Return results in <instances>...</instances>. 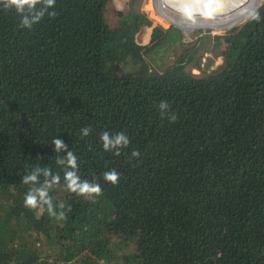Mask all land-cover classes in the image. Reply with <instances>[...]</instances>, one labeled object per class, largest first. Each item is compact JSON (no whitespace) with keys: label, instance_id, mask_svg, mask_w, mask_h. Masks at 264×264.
I'll return each mask as SVG.
<instances>
[{"label":"trees","instance_id":"obj_1","mask_svg":"<svg viewBox=\"0 0 264 264\" xmlns=\"http://www.w3.org/2000/svg\"><path fill=\"white\" fill-rule=\"evenodd\" d=\"M127 1L56 0L31 28L0 6V264H264V0L170 62L150 55L176 26ZM205 52L221 61L193 72ZM105 131L128 137L119 155ZM56 137L101 196L65 190ZM37 167L61 176L49 196L65 219L24 206ZM113 169L116 185L103 179Z\"/></svg>","mask_w":264,"mask_h":264},{"label":"clouds","instance_id":"obj_2","mask_svg":"<svg viewBox=\"0 0 264 264\" xmlns=\"http://www.w3.org/2000/svg\"><path fill=\"white\" fill-rule=\"evenodd\" d=\"M56 0H0V6L5 10L14 9L21 16V27H28L34 23H37L41 18L47 13L49 16H55V11L49 12V8L55 7ZM37 5L40 7L38 8ZM258 19L257 17H254ZM158 110L161 115L168 112L169 105L166 101H161L158 104ZM168 119L170 122L176 120L174 113L169 114ZM91 129L84 127L81 129V134L83 136L89 135ZM100 140L102 141V147L105 151H114L116 155L120 154V149L127 147L129 144L128 137L120 132L115 135H111L109 132L105 131L100 134ZM53 151L57 154L63 153V155H58L56 159V164L63 166V181L64 188L70 193H75L78 196H84L85 198L95 199L101 196L102 188L99 183L90 182L87 180H82L78 175V164L76 155L69 150L68 145L60 138L56 137L52 141ZM133 157L139 156V152L133 150ZM43 177V181H40V177ZM103 179L113 185L118 184L120 179V174L113 170H109L103 173ZM61 176L59 174H54L48 168H34L31 172L22 177V182L24 184L32 185L24 197V206L29 209L37 210L38 216L46 210L49 215L57 216L58 219H65L64 211L58 214L53 210L52 199L49 196V190L54 186L60 184ZM39 185V186H36ZM65 205L63 203L59 204L60 209H64ZM70 210V209H69Z\"/></svg>","mask_w":264,"mask_h":264},{"label":"rangeland","instance_id":"obj_3","mask_svg":"<svg viewBox=\"0 0 264 264\" xmlns=\"http://www.w3.org/2000/svg\"><path fill=\"white\" fill-rule=\"evenodd\" d=\"M113 1H114L115 7H121L123 10H126L129 7V5L127 3L128 2L127 0H113ZM156 2H157V0H141L140 3L138 4V7L141 9V11H144L147 14V16L152 20V23L153 24L161 25L164 28L170 27L173 24H171L170 22H167V21H164L163 22V21H160V20L155 19L152 16V14H150V12L148 11V9H154V10H156L160 14L167 15V13L164 12L163 10H161L160 7L155 6L156 5ZM258 2H259V0H252V1L249 0L248 1V4L247 5L243 4L242 7L239 10H237L236 14H234L233 16H231L227 20H223V24H212V21L211 22L210 21H207L208 23H201V24L200 23L199 24L196 23L195 24V27H201V28H196V29L194 28V29H192V26H190L189 24H188V27L187 28H184V26L181 25V23L179 21H176L177 25L181 26L183 29H180V28L175 27L176 30H173L171 32V34L174 35V36H177L178 38L175 41L174 40L173 41L172 40H169L167 43H170L171 42L170 43V46L172 47V50L176 49L175 51H181V49L179 50L180 43L181 42L186 43V46H187V45H189L190 42L194 41L196 37H198L199 35L203 34L204 32H209L210 34H221V33H224L227 28H224L222 30H217V26L224 25V24H231L233 22L238 21L244 14H246V10L247 9L254 7L256 4H258ZM241 12H243V13L240 14L235 20H233L231 22H228V21L232 20L236 15H238ZM173 19H175V18H173ZM191 20H194V18H187V21H191ZM244 20L245 19L239 21L238 23H240V22H242ZM150 29H151V27H149L147 29V31H149ZM178 31H180V32H178ZM143 35H144L143 33H140L139 34V38L141 40H143V38H144ZM206 36H208V34H206L204 37H206ZM167 43H166V45H167ZM166 45L162 49H165L166 48ZM174 47H176V48H174ZM206 53L207 52H205L202 55L203 57H201L200 59H198V60L193 59V60H190L189 63H187L188 66H189V68L193 72L199 73L203 69H205V70L207 69L208 70V69L214 67L216 64H218L221 61V58L220 57L215 56L214 59H213V61H211V62L208 63L207 62L208 58L205 57V54ZM172 54H173V52L172 53H169L166 56L167 57L166 59L169 60V62L171 60H173V58H174V56ZM208 55H210V54H208ZM208 55H207V57H209ZM163 59H164V57H163ZM197 62H199V65H197Z\"/></svg>","mask_w":264,"mask_h":264},{"label":"bare ground","instance_id":"obj_4","mask_svg":"<svg viewBox=\"0 0 264 264\" xmlns=\"http://www.w3.org/2000/svg\"><path fill=\"white\" fill-rule=\"evenodd\" d=\"M195 1V0H194ZM249 0H228L225 3V7H223V14L222 15H218V16H213L211 14H192L191 12H187L188 10L183 11H179L176 8L177 7H173V4L176 5H196L193 0H162V7L164 12H166L165 10H167V15L171 16L173 18H175L176 20H178L181 25L184 26V28L188 27V24L190 26H192L193 28L195 27L196 23H208L207 21H212V24H223V20H227L229 19L231 16H233L237 10H239L243 4L247 5ZM252 1V0H251ZM228 5H230V9L228 10L227 7ZM227 10V11H226ZM170 12V13H168ZM172 13H175L177 16H173ZM182 17V18H181ZM186 18H194V20L191 21H186ZM186 22H185V21ZM206 21V22H205ZM196 28V27H195Z\"/></svg>","mask_w":264,"mask_h":264},{"label":"water","instance_id":"obj_5","mask_svg":"<svg viewBox=\"0 0 264 264\" xmlns=\"http://www.w3.org/2000/svg\"><path fill=\"white\" fill-rule=\"evenodd\" d=\"M228 0H193V2L196 4V5H176L173 4V7H177L176 9L179 10V11H185V10H188L187 12H191L192 14H211L213 16H218V15H222L223 14V7H225V3L227 2ZM262 2V0H259L258 4H256L254 7L252 8H249L246 10V16H245V19L251 14V12ZM227 9L229 10L230 9V5H228ZM227 11V10H226ZM236 23L238 22H235L234 24H232L231 26L227 27L230 28L232 27L233 25H235ZM173 25H175L176 27L180 28V29H183L181 26L175 24V23H171ZM195 28V27H194ZM192 27V29H194ZM196 29V28H195ZM171 43V42H170ZM170 43H167L166 45V48L163 50V54L159 57L158 56V52L157 51L156 53H153L150 55V57H157L158 59H163V57H166L169 53H172L173 50H172V47L170 46ZM161 51V50H160Z\"/></svg>","mask_w":264,"mask_h":264},{"label":"flooded vegetation","instance_id":"obj_6","mask_svg":"<svg viewBox=\"0 0 264 264\" xmlns=\"http://www.w3.org/2000/svg\"><path fill=\"white\" fill-rule=\"evenodd\" d=\"M163 50H164V49H162L161 51H159V52L157 53L159 57L163 54V53H162ZM164 58H165V57H164ZM161 60H163V59H161Z\"/></svg>","mask_w":264,"mask_h":264},{"label":"crops","instance_id":"obj_7","mask_svg":"<svg viewBox=\"0 0 264 264\" xmlns=\"http://www.w3.org/2000/svg\"><path fill=\"white\" fill-rule=\"evenodd\" d=\"M147 31V30H146ZM144 35H145V31L144 32H142Z\"/></svg>","mask_w":264,"mask_h":264}]
</instances>
